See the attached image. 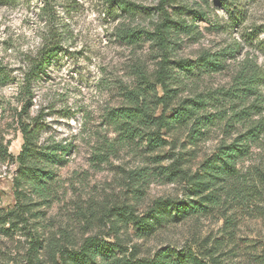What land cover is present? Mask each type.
<instances>
[{"label":"rangeland","instance_id":"rangeland-1","mask_svg":"<svg viewBox=\"0 0 264 264\" xmlns=\"http://www.w3.org/2000/svg\"><path fill=\"white\" fill-rule=\"evenodd\" d=\"M131 1L143 10L128 14L110 0L0 2V141L9 153L0 158V215L19 209L24 213L12 230H0V264H55L54 254L61 262L57 246L80 251L92 238L121 245L119 257L148 258L170 246L190 250L206 264H264V80L260 108L252 113L263 131L238 163L242 190L202 214L178 219L171 211V221L153 234L138 233L132 220L145 216L158 201L198 200L189 178L250 123L232 122L243 103L233 106L222 100V108L207 107L216 122L194 142L187 127L162 129L166 143L155 149L138 138L124 139L111 112L128 103L127 91L137 85L138 72L153 76L161 60L151 39L129 44L117 37L121 26L154 31L161 20L160 0ZM232 2L233 21L219 0L177 4L186 6L182 18L192 31L173 36V60L235 52L223 58L225 69L190 74L174 84L172 106L199 93L221 98L234 87L245 57L264 71V0ZM201 11L206 16H199ZM214 23L221 24L217 28ZM55 40L61 42L59 54L28 84L31 59ZM25 111L43 123L39 145L67 146L66 157L47 168L53 173L43 196L28 185H16L17 156L24 144L19 117L31 121ZM161 112L157 105L155 114ZM174 162L179 170L171 180L164 168Z\"/></svg>","mask_w":264,"mask_h":264},{"label":"trees","instance_id":"trees-1","mask_svg":"<svg viewBox=\"0 0 264 264\" xmlns=\"http://www.w3.org/2000/svg\"><path fill=\"white\" fill-rule=\"evenodd\" d=\"M9 1L0 0V2ZM232 1L234 0H219L221 6L227 10L228 19L231 21L236 18L234 11H230ZM110 2L112 7L116 6L117 9L128 14H136L142 9H139L140 7L131 0H110ZM181 2L182 0L159 1L157 10L161 20L156 24L154 31L123 26L118 29L117 37L129 44H137L143 37L151 39L159 49L161 60L153 76H149L145 71L138 72L137 85L127 91L128 103L112 110V122L119 127V132L123 134L124 139L134 141L138 138V140L147 142L150 149L162 147L166 143L161 135V130L164 128L170 130L175 127H187L191 141L197 140L210 126L215 124V119H217L216 115L211 112L207 113L205 110L211 105L222 108L225 106L222 100L233 106L243 103L240 109L235 110L232 122L246 123V120L250 124L248 130L232 143L223 142L217 151L201 165V172L199 171L189 178L194 195L199 196L198 200L158 201L145 216L132 220L141 237L153 234L163 224L171 221L169 216L172 212L176 213L178 219L185 218L190 214H202L207 212L208 208L224 203L226 198L242 190L238 163L250 154L252 142H255L256 136H259L263 131V123L252 120V113L260 108L258 96L260 84L264 80V71L251 57H245L241 69L237 73L234 87L222 92L221 98L199 93L182 100L177 106H172L177 90L176 87H173L174 84L190 74L219 72L225 69L226 64L223 58L235 52V49L216 54L207 52L196 60H173L172 44H175L173 36L180 32L190 33L192 31V25L182 18V14L187 9L186 6L177 5ZM199 16H206V12L201 11ZM220 24L214 23L213 26L218 28ZM60 44V40H55L51 45L45 43L39 55L31 59L29 76L28 79L25 78L28 84L36 80L45 71L50 61L57 57L60 48H62ZM158 86L163 92L162 96H159ZM30 87H26V92L31 97ZM250 98L253 99L247 103ZM213 100L218 101L214 103ZM157 105H162L160 115L155 114ZM225 109L223 112L226 116L227 110ZM25 113V117L30 118L31 121L24 120L22 114L19 117L24 144L17 156L19 172L16 177V185L20 186L19 188L22 185H28L36 194L43 196L50 188L48 181L53 173L51 169L47 168L66 157L67 146L55 142L49 145H39L38 140L43 123L39 117H29V113L26 111ZM8 155V146L0 141V158H6ZM178 170L174 162L171 166L164 168V173L167 178L173 180L172 176H177ZM18 218H24L21 209L0 215V230L5 232L12 230L11 228L15 227ZM7 223H12V226L6 228L5 224ZM61 248L62 246L55 248L61 252V262L54 254L55 264H206L190 250H178L170 246L158 249L152 257L148 258H139L134 254L130 256L124 254L119 257L118 251H123L121 245L94 238L87 239L80 251L61 250Z\"/></svg>","mask_w":264,"mask_h":264}]
</instances>
